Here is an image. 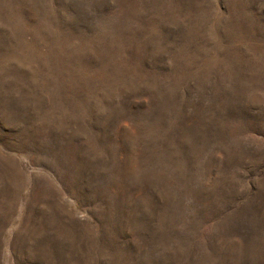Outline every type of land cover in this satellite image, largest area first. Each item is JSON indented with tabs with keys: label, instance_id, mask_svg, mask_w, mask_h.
Returning <instances> with one entry per match:
<instances>
[{
	"label": "rangeland",
	"instance_id": "1",
	"mask_svg": "<svg viewBox=\"0 0 264 264\" xmlns=\"http://www.w3.org/2000/svg\"><path fill=\"white\" fill-rule=\"evenodd\" d=\"M254 243L264 0H0V264H237Z\"/></svg>",
	"mask_w": 264,
	"mask_h": 264
},
{
	"label": "crops",
	"instance_id": "2",
	"mask_svg": "<svg viewBox=\"0 0 264 264\" xmlns=\"http://www.w3.org/2000/svg\"><path fill=\"white\" fill-rule=\"evenodd\" d=\"M3 228V225H2ZM255 242V241H254ZM257 245L254 243L248 248L243 249V256L244 258H249V261H242V262H236L237 264H264V256L261 257L257 251ZM0 253H1V247H0ZM1 261V259H0Z\"/></svg>",
	"mask_w": 264,
	"mask_h": 264
}]
</instances>
